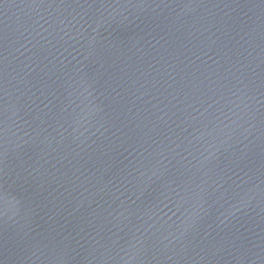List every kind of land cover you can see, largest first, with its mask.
Returning <instances> with one entry per match:
<instances>
[{"label": "water", "instance_id": "obj_1", "mask_svg": "<svg viewBox=\"0 0 264 264\" xmlns=\"http://www.w3.org/2000/svg\"><path fill=\"white\" fill-rule=\"evenodd\" d=\"M0 264H264V0H0Z\"/></svg>", "mask_w": 264, "mask_h": 264}]
</instances>
